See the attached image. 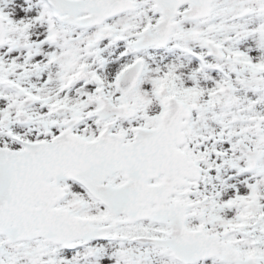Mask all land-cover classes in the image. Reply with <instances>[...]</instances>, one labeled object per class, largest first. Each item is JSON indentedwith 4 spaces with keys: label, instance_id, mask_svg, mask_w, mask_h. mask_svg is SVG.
I'll list each match as a JSON object with an SVG mask.
<instances>
[{
    "label": "snow or ice",
    "instance_id": "snow-or-ice-1",
    "mask_svg": "<svg viewBox=\"0 0 264 264\" xmlns=\"http://www.w3.org/2000/svg\"><path fill=\"white\" fill-rule=\"evenodd\" d=\"M0 264H264V0H0Z\"/></svg>",
    "mask_w": 264,
    "mask_h": 264
}]
</instances>
